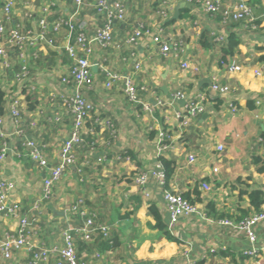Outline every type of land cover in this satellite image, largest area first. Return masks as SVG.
Returning a JSON list of instances; mask_svg holds the SVG:
<instances>
[{"label":"crops","instance_id":"0c3cea01","mask_svg":"<svg viewBox=\"0 0 264 264\" xmlns=\"http://www.w3.org/2000/svg\"><path fill=\"white\" fill-rule=\"evenodd\" d=\"M6 1L0 0L4 26L22 33L36 32L44 17L45 34L51 39L25 52V74L20 78L15 77L21 63L14 53H9V66L0 65L4 91L0 180L15 185L8 203L19 204L22 215L30 218L33 251L62 247L63 232L71 229L77 256L87 264H179L185 262V255L194 264H264V249L249 256L245 235L234 224L217 223L223 215L236 217L248 209L247 194L253 189L264 193V170L258 171L264 167V0H247L253 7L249 23L224 19L220 13L207 14L200 3L123 0L126 17L112 22L108 45L93 39L96 28L105 24L93 7L95 0H82L80 6L75 0H15L5 15L2 7ZM221 1L232 9L239 0ZM162 9L168 11L165 16ZM58 17L72 22L89 39L85 46L91 51L90 88L60 80L69 76L67 48L77 45L66 25L52 30ZM139 25L147 32L136 44L129 43L128 35ZM230 33L239 42L222 64L216 37L225 41ZM154 35L171 46L167 54L153 43ZM135 63L139 69L134 68ZM230 63L239 68L230 70ZM112 75L116 78L106 87ZM127 75L137 86V103L130 102L125 93L123 78ZM215 80L229 90L214 92L211 84ZM77 91L91 105L82 141L74 147L73 164L52 185L50 197L43 198L47 168L24 154V143L34 141L49 165H56L72 124L62 98ZM176 92L184 97L174 98ZM191 102L201 103L204 110L183 128L176 115L184 113ZM230 103L234 111H230ZM14 107L18 115L13 114ZM161 130L172 144L162 153L156 140ZM219 144L221 151L217 150ZM189 154L194 155L193 162H188ZM256 157L261 164L255 162ZM160 158L172 162L168 180ZM142 173L146 174L143 187L135 180ZM202 181L209 182L211 190L194 206L204 215L181 217L171 233L162 190L193 198ZM82 210L96 213V225L109 227L107 237L100 232L91 242L81 237L78 229L86 218ZM153 210L163 229L157 226ZM18 228L19 217L2 215L0 236L16 234ZM256 231L257 246L264 247V223ZM30 255L15 253L10 260L0 258V264H21ZM58 258V253L51 252L41 264H55Z\"/></svg>","mask_w":264,"mask_h":264},{"label":"built area","instance_id":"2783aa9c","mask_svg":"<svg viewBox=\"0 0 264 264\" xmlns=\"http://www.w3.org/2000/svg\"><path fill=\"white\" fill-rule=\"evenodd\" d=\"M15 0H7L2 7V13L7 15L13 5ZM186 3L192 4L193 2L200 3L203 11L207 14L213 15L220 13L224 19H231L234 21H243L249 23L253 21V7L249 4L247 0H239L236 5L230 9L227 4H224L221 0H184ZM76 4L80 6L82 0H75ZM96 12L105 20L102 27H98L95 30L93 39L103 45H108L112 42V27L113 21H123L126 17L127 7L123 0H95L93 4ZM171 7V6H170ZM46 7L42 8V12L45 13ZM168 12V11H167ZM165 10H161V13L165 16L167 14ZM67 26L69 32L73 34L76 41V47L70 46L67 48L69 58L71 59V65L69 70V76H64L60 80L63 83H70L73 81L78 86H86L90 88L93 85V76L91 72V63L89 56L91 51L87 43L89 39L79 30L75 28V25L64 19L63 17H58L52 23V30H58L62 26ZM47 28L46 20L43 17L39 22V29L36 32H26L22 33L17 28H7L0 22V65L5 67L9 66L8 63L11 61V56L9 53H14L19 59L17 60L21 63L20 73H16L15 77L18 79L25 74L24 60L26 58V51L40 42H51V39L46 37L45 31ZM147 31L144 26L139 25L137 28L133 29L128 35L127 41L132 44H136ZM216 40L218 42L223 41L222 36H217ZM153 43L157 45L163 54H167L171 46L163 41L160 35H154L152 39ZM8 47H11V51H8ZM82 52V53H80ZM224 64L223 61H221ZM185 65V64H184ZM264 67V61L261 62ZM230 70H236L239 66L234 63L227 65ZM135 69H139V64L135 63ZM255 73L259 72V69L254 70ZM116 77L114 75L110 76L108 81H106V87H110L113 80ZM123 85L125 93L130 102L137 103L138 90L131 75H127L123 78ZM211 89L214 92L226 93L229 90L227 85H222L218 81H213L211 84ZM181 92H176L174 98H183ZM62 105L64 109L68 110L69 115L72 117L71 132L70 136L64 141L61 152L60 159L56 165L50 166L47 160L41 155L37 150L34 141L28 140L24 143V154L30 159L38 162L41 168H47L48 176L45 177L43 182V198H48L51 195V187L57 182L63 172V170L72 165L74 162V147L76 144L82 141L81 131L88 117L91 105L87 102L84 95L81 92H75L72 96L62 98ZM148 108V106H145ZM230 111L235 110V106L229 104ZM204 106L199 102H191L186 105L184 113H177L176 118L180 122L181 127H186L190 120H192L196 115L203 112ZM13 114L18 115V109L13 108ZM1 122V120H0ZM264 139V138H263ZM157 145L158 151L164 152L166 149L172 146L170 137L166 134L164 130H161L157 135ZM217 150H222V145H217ZM4 155V149L0 150V158ZM188 162H193L195 160L194 155L189 154L187 157ZM214 172L217 168L213 169ZM160 180L162 179V173L158 174ZM136 183L143 187L146 182V174L142 173L136 177ZM200 191L202 192V197L206 198L211 190L209 182H200ZM15 185L9 180H0V218L2 215H10L12 217H19V228L16 234H7L6 236H0V258L4 260H10L15 255V253H28L30 252V258L21 264H41L46 263L51 252L58 253L59 258L56 260L55 264H87L84 260L79 258L76 253L75 246V234L71 229L65 230L63 232V245L60 248L52 247L41 248L37 251H33L34 245L31 239L33 234L31 230L30 218L26 215H22L21 207L17 203H8L9 194L14 189ZM144 196L148 197V193L143 190ZM162 199L165 203V208L167 212V229L173 233L176 229V225L179 219L184 216H188L192 213L204 215L203 211L197 209L194 204L185 198L180 193H173L169 190H162ZM81 213L85 215V222L78 232L81 237L87 241L91 242L93 237L100 232L103 236L107 237L109 234V227L105 225H96L94 223V218L96 213L93 211L82 210ZM218 224L222 226H229L234 224L239 233L245 235L246 241L248 243V248L245 251L249 256H254L259 253L260 250L264 249L263 246H257V227L264 223V202L262 203L258 211H254L250 215L235 221L229 218H221L217 221ZM184 255V253H183ZM179 264H194L193 259L185 255V262Z\"/></svg>","mask_w":264,"mask_h":264},{"label":"trees","instance_id":"16d2710c","mask_svg":"<svg viewBox=\"0 0 264 264\" xmlns=\"http://www.w3.org/2000/svg\"><path fill=\"white\" fill-rule=\"evenodd\" d=\"M193 3H198V2H193ZM239 42L238 37L234 34V33H230L227 38L225 39V41L220 42V50L222 53L221 56V61H223L225 63V61L227 60L228 57L232 56L235 52V49L237 47V44ZM3 106H4V91L0 85V114H2L3 112ZM254 105H250V108H253ZM162 167L164 169L165 172V177L168 180L170 178V176L173 173V167H172V162L168 161L165 158H160ZM255 162L257 164H261V160L259 158H255ZM264 167L260 166L258 168L259 172H263ZM238 183L241 181L240 179L236 180ZM243 192H240L239 196L242 195ZM185 198H187L191 204H195L196 201H200L202 200V192L196 191L194 193V197H190L189 194H182ZM248 196V202H249V208L245 209V210H241V214L236 216L235 215H223L221 217L224 218H229V219H233L235 221H239L240 219L250 215L251 213H253L254 211H258L262 205V203L264 202V193L263 191L259 190V189H253L251 192H249L247 194ZM208 207H211V204L207 205ZM212 210V208H211ZM155 218H156V223L157 226L160 227V229H163L164 227L162 226V221L160 216L156 213V211H152Z\"/></svg>","mask_w":264,"mask_h":264},{"label":"water","instance_id":"95a60500","mask_svg":"<svg viewBox=\"0 0 264 264\" xmlns=\"http://www.w3.org/2000/svg\"><path fill=\"white\" fill-rule=\"evenodd\" d=\"M184 3H185V1L184 0H182Z\"/></svg>","mask_w":264,"mask_h":264},{"label":"rangeland","instance_id":"374dc122","mask_svg":"<svg viewBox=\"0 0 264 264\" xmlns=\"http://www.w3.org/2000/svg\"><path fill=\"white\" fill-rule=\"evenodd\" d=\"M47 8V7H46ZM42 9V8H41Z\"/></svg>","mask_w":264,"mask_h":264}]
</instances>
